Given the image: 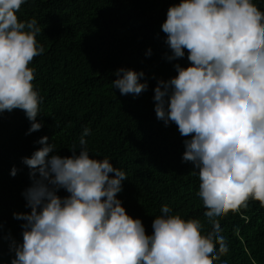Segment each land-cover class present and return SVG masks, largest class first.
I'll list each match as a JSON object with an SVG mask.
<instances>
[{
	"label": "clouds",
	"instance_id": "1",
	"mask_svg": "<svg viewBox=\"0 0 264 264\" xmlns=\"http://www.w3.org/2000/svg\"><path fill=\"white\" fill-rule=\"evenodd\" d=\"M26 0H0V114L21 109L30 127L38 121L42 97L32 84L33 58L43 53L35 19L19 20ZM170 50L164 59L176 75L156 79L154 112L165 126L175 123L183 137L182 162L198 175L203 215L211 225L202 234L198 219H183L162 205L146 235L139 218L129 216L117 194L126 174L110 158H90L85 127L79 154L61 157L42 136L41 145L21 161L31 184L21 195L28 213L22 241L12 240L10 264H214L228 252L218 222L248 201L264 207V15L253 0H179L160 25ZM151 54V49L145 53ZM111 82L121 95L148 89L143 71L118 68ZM15 166L10 175L15 176ZM113 173V176H109ZM63 189L68 195L59 196Z\"/></svg>",
	"mask_w": 264,
	"mask_h": 264
},
{
	"label": "trees",
	"instance_id": "2",
	"mask_svg": "<svg viewBox=\"0 0 264 264\" xmlns=\"http://www.w3.org/2000/svg\"><path fill=\"white\" fill-rule=\"evenodd\" d=\"M264 15V0H253ZM179 0H26L16 13L19 20L35 19L41 32L35 37L43 53L29 67L32 84L42 97L37 120L30 127L24 111L0 114V264H10L12 240L22 241V220L13 213H28L21 193L30 186L29 168L21 161L41 147L48 136L61 157L71 156L83 129L90 158H110L126 174L117 198L126 213L139 218L146 235L152 221L167 204L172 214L198 219L202 234L211 230L197 196L198 175L191 162H182L183 137L175 123L165 126L154 112L156 79L176 75L173 64L188 65L185 58L167 61L160 25L170 5ZM151 49V54L145 53ZM143 71L148 89L138 96L121 95L111 82L118 68ZM15 166L17 173L10 175ZM110 173L109 176H113ZM68 195L63 189L58 193ZM228 246L214 264H264V207L249 200L247 207L229 211L218 222Z\"/></svg>",
	"mask_w": 264,
	"mask_h": 264
}]
</instances>
